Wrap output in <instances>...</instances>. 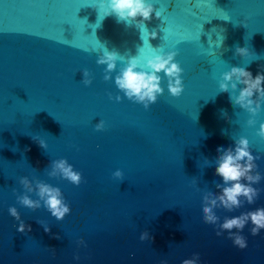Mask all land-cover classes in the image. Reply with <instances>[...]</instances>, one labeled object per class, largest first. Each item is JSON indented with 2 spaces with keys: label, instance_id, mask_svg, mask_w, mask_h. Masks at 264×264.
Returning <instances> with one entry per match:
<instances>
[{
  "label": "water",
  "instance_id": "obj_1",
  "mask_svg": "<svg viewBox=\"0 0 264 264\" xmlns=\"http://www.w3.org/2000/svg\"><path fill=\"white\" fill-rule=\"evenodd\" d=\"M146 2L160 17L137 24L107 14L109 0H0V264H182L194 253L198 264H264V229L252 235L249 222L241 249L202 212L204 194L222 183L217 147L241 136L261 175L258 198L214 211L222 223L264 207V101L253 116L230 100L243 85L219 88L233 66L264 73V0ZM105 50L118 54L108 80L97 63ZM169 51L183 69L180 96L163 72L164 91L148 108L115 84L129 58L151 72L147 60ZM61 158L81 173L79 185L49 175ZM23 176L59 187L70 212L57 220L43 201L35 210L19 203ZM12 206L30 231H18ZM144 231L151 239H140Z\"/></svg>",
  "mask_w": 264,
  "mask_h": 264
},
{
  "label": "clouds",
  "instance_id": "obj_2",
  "mask_svg": "<svg viewBox=\"0 0 264 264\" xmlns=\"http://www.w3.org/2000/svg\"><path fill=\"white\" fill-rule=\"evenodd\" d=\"M108 6L110 12L107 14L115 13L120 20L128 21L131 19L135 21L137 17H141L142 20L136 21L137 24L150 20L154 11L156 17H160V12L155 10L153 4L146 2V0H109ZM149 35L155 38L156 32L153 31ZM222 42L223 40L220 42V46ZM235 52L237 55L244 56L248 54L249 50L246 47H236ZM176 55V51H169L148 59L147 66L151 68V72L137 70L138 57H131L126 66L121 68L119 74L116 75L115 84L124 92L128 99L143 103L144 107L148 108L151 103L156 102L158 94H162L164 91L161 86L162 77L159 75V73L163 72L168 78L167 87L169 93L178 97L183 91L184 84L181 76L183 69L175 61ZM117 58L118 54L116 51L108 50H105L99 56L97 63L107 65L105 80L110 78L111 72L116 68ZM120 58L123 59V57ZM83 77L85 85L91 83L87 69L83 70ZM238 85H243V87L239 88L238 95L231 93L230 100L255 116L260 110L261 102L264 101V73L258 72L253 76L246 68L233 66L229 71L222 74V79L219 82L221 92H229V88L235 91ZM116 99L119 100L120 97L117 96ZM222 114L227 118L226 111ZM248 123L251 125L255 121L250 118ZM103 127L104 121L102 120L96 124L97 130H101ZM258 135L264 137V122L260 124ZM38 142L41 147L46 148L43 140ZM217 154L215 174L222 178V183L216 184V188L219 189L218 192L209 191L204 194L203 220L218 227L217 236L227 231L234 245L243 249L247 246V241L241 232L249 222L251 223L250 232L252 235H257L261 229H264V207L248 210L231 217L225 216L222 223H218L219 217L214 209L223 207L228 211H233L241 208L245 202L253 204L259 194V189L253 185L261 180V175L255 171L257 167L254 163L256 157L249 150V141L244 136L235 140L234 146L230 145L227 148L218 146ZM49 175H60L75 185H79L82 180L81 173L75 171L73 166L64 158L51 162ZM113 175L121 178L123 173L117 169ZM19 182L26 189L25 194L17 197L19 203L23 206L35 210L41 206V201H43L44 206L57 220H62L70 212V207L65 203L59 187L52 186L38 179L33 184V181L29 180L27 176L21 177ZM33 191H36L39 199H32L27 194ZM9 213L19 221V232H25L26 229L31 230V226L25 224L21 219L16 207H10ZM234 229L235 231H233ZM44 230L47 232L50 229L45 225ZM140 239H151V237L147 231H144ZM81 243H83L82 240ZM198 262L199 253H194L192 258L184 259L182 264H198ZM161 264H166V261H162Z\"/></svg>",
  "mask_w": 264,
  "mask_h": 264
}]
</instances>
